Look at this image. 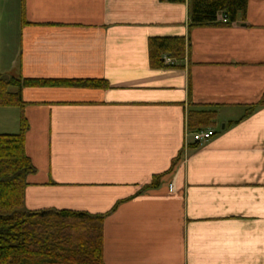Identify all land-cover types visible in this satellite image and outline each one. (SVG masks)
Here are the masks:
<instances>
[{
	"label": "crops",
	"instance_id": "0c3cea01",
	"mask_svg": "<svg viewBox=\"0 0 264 264\" xmlns=\"http://www.w3.org/2000/svg\"><path fill=\"white\" fill-rule=\"evenodd\" d=\"M3 1L1 73L107 83L22 87L24 209L103 213L102 264H264V104L242 117L264 92V0L191 27L187 0ZM171 35L184 57L152 67L148 38ZM192 106L216 110L202 142ZM19 116L0 106V132Z\"/></svg>",
	"mask_w": 264,
	"mask_h": 264
},
{
	"label": "trees",
	"instance_id": "16d2710c",
	"mask_svg": "<svg viewBox=\"0 0 264 264\" xmlns=\"http://www.w3.org/2000/svg\"><path fill=\"white\" fill-rule=\"evenodd\" d=\"M184 1V0H171ZM189 26L212 23L229 24L244 14L247 0H187ZM226 15V21L218 20ZM186 40L181 35L150 36L148 57L152 67L174 66L166 57L182 59ZM48 84H88L107 86L100 79H48L9 75L0 72V106L20 108L19 128L16 132H0V264H102L103 213L74 209L24 208L26 176L34 165L24 147L28 126L23 114L22 87ZM262 98L246 108L245 116ZM216 110L212 107H190L186 123L195 130L214 123ZM160 174L153 176L147 186L155 185Z\"/></svg>",
	"mask_w": 264,
	"mask_h": 264
},
{
	"label": "rangeland",
	"instance_id": "374dc122",
	"mask_svg": "<svg viewBox=\"0 0 264 264\" xmlns=\"http://www.w3.org/2000/svg\"><path fill=\"white\" fill-rule=\"evenodd\" d=\"M4 4L3 0H0ZM13 11V12H11ZM10 11L11 18H20V11L15 6ZM14 16V17H13ZM4 11L0 7V69L6 65V60L14 53L17 47L16 33L14 23L12 25L4 24Z\"/></svg>",
	"mask_w": 264,
	"mask_h": 264
},
{
	"label": "built area",
	"instance_id": "2783aa9c",
	"mask_svg": "<svg viewBox=\"0 0 264 264\" xmlns=\"http://www.w3.org/2000/svg\"><path fill=\"white\" fill-rule=\"evenodd\" d=\"M219 20L221 21H226L227 17L226 15H220L218 17ZM168 61H170L171 59L168 58ZM215 130L210 128V127H202V128H198L195 129L193 131L190 132L191 135V139L195 142H202L206 139H208L210 136H212L214 134Z\"/></svg>",
	"mask_w": 264,
	"mask_h": 264
},
{
	"label": "water",
	"instance_id": "95a60500",
	"mask_svg": "<svg viewBox=\"0 0 264 264\" xmlns=\"http://www.w3.org/2000/svg\"><path fill=\"white\" fill-rule=\"evenodd\" d=\"M22 210H26V209L23 208Z\"/></svg>",
	"mask_w": 264,
	"mask_h": 264
}]
</instances>
